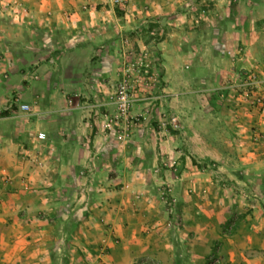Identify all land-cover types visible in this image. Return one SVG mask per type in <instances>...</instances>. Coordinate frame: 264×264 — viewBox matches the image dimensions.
Returning a JSON list of instances; mask_svg holds the SVG:
<instances>
[{"label": "crops", "instance_id": "0c3cea01", "mask_svg": "<svg viewBox=\"0 0 264 264\" xmlns=\"http://www.w3.org/2000/svg\"><path fill=\"white\" fill-rule=\"evenodd\" d=\"M87 1L96 0H20L26 17L41 24L53 20V8L69 15V7ZM4 28L0 25V32ZM234 31L233 38L241 40L243 29ZM165 41L157 45L169 82L161 120L177 122L178 129L168 121L158 130L143 126L119 145L98 125L83 126L88 143L62 140L48 153L29 152L25 159L0 146V264H133L140 259L207 264L210 255L222 264H264V213L251 198L261 196L248 187L264 168V147L247 141L246 134L256 140L257 133L245 127V113L227 108L224 92L211 96L215 105L205 109L197 91H178L203 80L213 90L228 71L213 66L211 78L190 73L182 80L180 64L165 55ZM247 55L246 49L236 57L222 50L213 58L214 63L227 59L262 67L261 60ZM181 134L185 147L178 142ZM192 160L218 163L223 178L247 189L241 195L216 189V180ZM87 182L93 188L81 187ZM231 222L233 230L227 233ZM55 249H62V256Z\"/></svg>", "mask_w": 264, "mask_h": 264}, {"label": "rangeland", "instance_id": "374dc122", "mask_svg": "<svg viewBox=\"0 0 264 264\" xmlns=\"http://www.w3.org/2000/svg\"><path fill=\"white\" fill-rule=\"evenodd\" d=\"M69 8V15L53 8V20L41 24L26 17L20 0H0V25L5 26L0 32L1 147L25 159L29 152L48 153L49 146L62 140L88 143L83 126L98 125L119 145H125L143 126L158 130L168 121L178 129L177 122L161 120L167 93L163 89L169 82L165 58L157 48L159 37L166 39L165 55L180 64L182 80L190 73L211 78L213 66L228 71L230 78L226 76L213 90L203 80L193 86L185 83L178 91H197L198 103L205 109L215 105L211 96L224 92L229 97L227 108H239L246 114L242 117L245 127L257 133L256 140L246 134L247 141L264 147V87L236 86L238 73L264 78V0H123L120 4L96 0ZM243 13L248 15L246 20ZM237 28L243 29L241 40L233 38ZM245 49L248 59L261 60L262 67L259 62L244 66L227 59L214 63L215 51L232 50L236 57ZM121 87L129 98L125 119L117 116L111 99ZM62 97L66 99L61 101ZM21 105L28 108L21 110ZM39 132L46 134L45 140L37 138ZM186 140L185 135H178L179 145L185 147ZM224 152H231V157L236 154ZM182 153L189 152L182 149ZM217 166L212 161L198 164L199 170L204 168L216 180V189L238 195L247 189L237 180L223 178ZM81 170L84 173L87 168ZM250 180L249 189L256 188L261 196L251 198L264 213V168ZM70 185L77 187L73 181ZM85 186L94 185L81 184ZM233 200L243 202L240 197L233 196ZM233 226L232 222L226 225V232L231 233ZM58 232L62 237L61 227ZM61 250L55 252L62 256Z\"/></svg>", "mask_w": 264, "mask_h": 264}, {"label": "built area", "instance_id": "2783aa9c", "mask_svg": "<svg viewBox=\"0 0 264 264\" xmlns=\"http://www.w3.org/2000/svg\"><path fill=\"white\" fill-rule=\"evenodd\" d=\"M123 0H113V3L120 4ZM236 86H240L243 89H246L250 86L256 85L264 87V78H259L255 74H248V73H238L236 75ZM119 95L117 97H111L113 100V104L116 107L117 116L122 118H127L129 113V98L127 97V94L125 93L123 87L119 90ZM27 105H21L20 109L24 110L27 109ZM261 112L264 114V102L263 107L261 108ZM109 129H111V126H108ZM37 138L41 141L46 139V134L44 132H39L37 135ZM209 264H222V260L220 257L211 255L209 257ZM134 264H157L154 259H140L135 261Z\"/></svg>", "mask_w": 264, "mask_h": 264}, {"label": "trees", "instance_id": "16d2710c", "mask_svg": "<svg viewBox=\"0 0 264 264\" xmlns=\"http://www.w3.org/2000/svg\"><path fill=\"white\" fill-rule=\"evenodd\" d=\"M162 39V37H159L157 38V41L160 42ZM192 164L198 167L197 163L194 160H192Z\"/></svg>", "mask_w": 264, "mask_h": 264}]
</instances>
